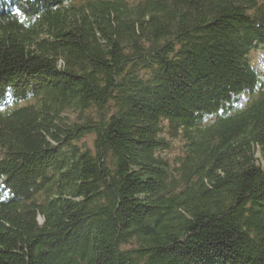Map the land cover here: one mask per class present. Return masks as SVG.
Here are the masks:
<instances>
[{"label": "trees", "instance_id": "1", "mask_svg": "<svg viewBox=\"0 0 264 264\" xmlns=\"http://www.w3.org/2000/svg\"><path fill=\"white\" fill-rule=\"evenodd\" d=\"M258 51L264 0H0V264H264Z\"/></svg>", "mask_w": 264, "mask_h": 264}, {"label": "rangeland", "instance_id": "2", "mask_svg": "<svg viewBox=\"0 0 264 264\" xmlns=\"http://www.w3.org/2000/svg\"><path fill=\"white\" fill-rule=\"evenodd\" d=\"M258 51L256 54H255V62L258 60V62H264V52H260ZM167 158L171 160V162L173 164H176V160H175V157H176V150H173L169 153H167Z\"/></svg>", "mask_w": 264, "mask_h": 264}, {"label": "snow or ice", "instance_id": "3", "mask_svg": "<svg viewBox=\"0 0 264 264\" xmlns=\"http://www.w3.org/2000/svg\"><path fill=\"white\" fill-rule=\"evenodd\" d=\"M17 12L19 13V9H17Z\"/></svg>", "mask_w": 264, "mask_h": 264}]
</instances>
